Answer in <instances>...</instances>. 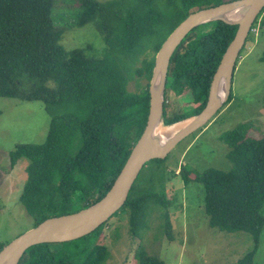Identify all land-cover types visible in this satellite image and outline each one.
<instances>
[{
	"label": "trees",
	"instance_id": "obj_1",
	"mask_svg": "<svg viewBox=\"0 0 264 264\" xmlns=\"http://www.w3.org/2000/svg\"><path fill=\"white\" fill-rule=\"evenodd\" d=\"M66 1L77 4L70 26L91 25L101 34L106 47L102 57L87 52L89 47H63L53 18L57 0H0V97L43 101L51 116L42 144H19L9 157L12 168L21 159L28 161L20 202L35 227L105 196L144 131L149 81L160 47L189 14L235 0ZM237 28L211 22L182 41L169 66L165 124L205 108L212 78ZM132 80L135 91L128 89ZM188 93L192 102L168 114L170 94L179 98ZM232 100L231 93L225 105ZM249 129L241 124L219 136L227 146L231 170L210 168L190 178L181 169L186 184L203 185L204 210L212 228L253 236L252 250L232 264H255L264 228V136L251 138ZM163 161L153 160L157 168ZM152 172L135 182L120 210L134 237L146 227L153 206L164 209L168 204L165 189L157 187L162 179ZM107 225L75 241L31 247L20 264H107L108 248L92 238H99ZM165 225L169 233L168 220ZM4 245L0 242V251ZM136 258L139 264H164L142 249Z\"/></svg>",
	"mask_w": 264,
	"mask_h": 264
},
{
	"label": "rangeland",
	"instance_id": "obj_2",
	"mask_svg": "<svg viewBox=\"0 0 264 264\" xmlns=\"http://www.w3.org/2000/svg\"><path fill=\"white\" fill-rule=\"evenodd\" d=\"M76 7L77 4L66 0L56 2L53 18L62 34L61 44L67 51L89 47L87 52L102 57L106 47L93 26H70ZM263 22L264 12L240 53L232 84L233 100L205 127L179 143L158 168L156 162L150 161L141 171L138 182L148 179L151 171L162 179L157 187L165 189L166 208L153 206L149 210L146 227L139 237L133 236L128 217L120 211L108 221L99 238L92 235L108 248L107 264H139L136 254L140 249L148 256L158 257L164 264H232L254 247L253 236L247 232H227L210 226L203 205V185L186 184L181 169L184 167L190 178L194 177L193 173L210 168L231 170L227 146L219 136L241 124L249 125L251 138L264 136ZM139 84L145 85V81L139 80ZM128 89H137L134 80ZM192 100L190 93L179 98L170 94L168 114L181 110ZM50 122L51 116L43 101L0 97V242L5 245L35 227L34 219L20 202L27 181L28 161L21 159L12 168L10 153L19 144H42ZM167 220L169 233L165 225ZM254 263L264 264V228Z\"/></svg>",
	"mask_w": 264,
	"mask_h": 264
},
{
	"label": "water",
	"instance_id": "obj_3",
	"mask_svg": "<svg viewBox=\"0 0 264 264\" xmlns=\"http://www.w3.org/2000/svg\"><path fill=\"white\" fill-rule=\"evenodd\" d=\"M263 10L264 0H235L189 14L168 36L155 56L144 131L105 196L78 212L48 218L4 245L0 251V264H20L26 252L37 245L65 243L86 237L118 213L146 164L166 159L179 143L205 127L228 102L240 53ZM218 21L238 28L212 78L205 108L195 116L165 124L167 76L176 49L194 29ZM185 122L184 127L175 130Z\"/></svg>",
	"mask_w": 264,
	"mask_h": 264
},
{
	"label": "bare ground",
	"instance_id": "obj_4",
	"mask_svg": "<svg viewBox=\"0 0 264 264\" xmlns=\"http://www.w3.org/2000/svg\"><path fill=\"white\" fill-rule=\"evenodd\" d=\"M186 123H187V122L178 125V126L175 128V130L177 131V130L181 129L182 127L185 126Z\"/></svg>",
	"mask_w": 264,
	"mask_h": 264
},
{
	"label": "built area",
	"instance_id": "obj_5",
	"mask_svg": "<svg viewBox=\"0 0 264 264\" xmlns=\"http://www.w3.org/2000/svg\"><path fill=\"white\" fill-rule=\"evenodd\" d=\"M254 31V29H252V31L251 32H253Z\"/></svg>",
	"mask_w": 264,
	"mask_h": 264
}]
</instances>
